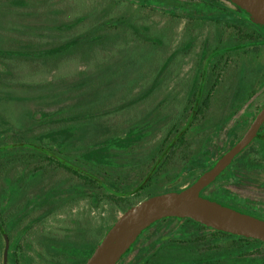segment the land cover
<instances>
[{"label":"trees","instance_id":"trees-1","mask_svg":"<svg viewBox=\"0 0 264 264\" xmlns=\"http://www.w3.org/2000/svg\"><path fill=\"white\" fill-rule=\"evenodd\" d=\"M120 1L152 10L161 9L175 18H189L204 25L209 24L214 31L223 30L222 39H225V27H232L237 32L226 38L225 42L230 43V48L226 50L228 53L209 66L208 76L205 73L200 77L191 76L181 101H172L171 108L163 114L125 117L115 125L101 130L96 128L97 134L89 129L97 119L123 112L141 100L154 96L159 88L162 89L163 79L167 77L163 69L173 65V61L178 59L175 56L184 55L181 53L182 45L165 58L163 67L157 66L156 77L149 80L148 86L142 85L147 76L143 80L138 78L131 83V87L141 92L125 101L126 96H130L125 91L122 103L115 104L112 109L42 111L37 119L33 114L41 128L32 137L14 130L10 123L0 125V250H5V237L9 238L7 258L4 250L1 253L2 264H84L118 218L119 212L123 213L152 195L182 190L193 183L242 137L264 105L257 111H246L225 130L243 103L250 101L258 87L264 88V66L252 60L253 57L257 58L256 54L264 46V28L252 22L235 4L231 3V7L223 0H115L116 3ZM195 6L203 8V11L207 9L204 12L207 14L193 13ZM229 8L238 10L256 28L212 18L217 17L216 14L221 17L223 11ZM133 18L106 14L87 30L65 39L59 45L29 51L0 49V58L31 57L46 63L63 60L83 51L94 62L101 48L105 49L114 42L115 49L121 50L138 37L140 28L149 29L148 25L141 26ZM117 28L125 30L123 33L110 31ZM192 43L193 39L183 51H189ZM207 44L208 41H204L202 50ZM207 50H210V46ZM216 50L213 48L212 52ZM236 53L249 55L240 66L227 104L232 109L238 108L228 117L219 119L223 123L220 129L212 130L203 119L220 81V73L216 70L221 62L223 66L227 65L228 58ZM254 78L256 83L252 84ZM206 130L210 131L203 135L197 149L191 150L189 141L194 133L200 134ZM6 133L12 135L13 141L4 140ZM261 135L262 138H256L234 158L215 182L202 191L203 196L264 219V202L241 191L246 186L257 184L256 173L264 171V152L260 151V147L264 146V125ZM148 136L158 137L157 141L149 148L141 149L142 144L137 140ZM177 154H180V160L172 166ZM17 164L22 166V173L11 176L9 172ZM49 164H56L71 173V181L54 180L51 185H44ZM82 200L95 205H108L111 223L104 228L101 237L94 236L91 228L84 226L79 227L73 235L46 237L41 244L46 251L42 254L44 263H37L28 251H20L21 237L32 228L33 221L17 227L37 206H47L36 218L40 220ZM12 234L15 240H10ZM28 247L31 248L30 245ZM118 264H264V241L210 228L190 218L168 217L146 229Z\"/></svg>","mask_w":264,"mask_h":264},{"label":"rangeland","instance_id":"rangeland-1","mask_svg":"<svg viewBox=\"0 0 264 264\" xmlns=\"http://www.w3.org/2000/svg\"><path fill=\"white\" fill-rule=\"evenodd\" d=\"M223 1L233 7L230 2ZM192 9L193 13L207 12V9L203 11V8L199 6ZM229 9L223 11L221 17L216 14L217 17L212 16V18L225 19L242 23L248 28H256L238 10ZM106 14L134 17V22L141 26L148 25L149 29L140 28L138 37L136 36L131 44L121 50L115 49L114 42L107 45L105 49L101 48L96 56L98 59L94 62L83 51L75 52L63 60H51L46 63L31 57L0 58V125L10 123L14 130H20L22 134L32 137L41 128L39 122L34 120L33 114H36L37 119L39 112L42 111L112 109L116 106L115 104L122 103L126 92L130 93V96H126L125 101L141 92L131 87V83L138 78L143 80L147 76L142 85L148 86L149 80L156 77L157 66L163 67L166 63L165 58L182 45L181 53L184 55L180 57L178 54L175 56L178 58L177 61L174 60L172 66L163 69L164 73L167 72L166 76L169 79L167 77L163 79L162 89L159 88L154 96L141 100L123 112L112 113L97 119L90 124L89 129L91 133L97 134L96 128L101 130L103 127L115 125L125 117L163 114L171 108L172 101L177 103L181 101L185 94L184 88L191 76L200 77L203 73L208 76L209 66H212L217 58L228 53L226 50L230 48V43L225 42L226 38L237 32L232 27H225V39H222L223 30L214 31L209 24L204 25L189 18H175L161 9L143 8L128 1L116 3L115 0H0V49L29 51L59 45L65 39L87 30L99 17ZM124 30L123 28L110 29L112 32L121 33ZM130 32L133 31L130 30ZM216 37L218 38L214 41ZM191 39H193L192 48L184 52V48L191 43ZM206 40L208 44L202 50ZM209 46L210 50H207ZM213 48L217 50L212 52ZM247 56L249 55L245 53L232 54L231 58H228L229 63L223 66L224 63L221 62L216 70L220 73V81L211 106L203 119L212 130L220 129L223 123L220 122L222 119H219L223 116L228 117L238 108L232 109L227 104L238 79L240 66L248 59ZM256 56L257 58L253 57L252 60L256 64H262L263 67L264 46ZM255 81L256 78L253 79L252 84H255ZM127 88L129 90H125ZM263 104L264 88L258 87L254 96L250 101L243 103L225 130L246 111H257ZM208 131L210 130L200 134L194 133L192 140L189 141L191 150L197 149L199 141ZM157 138L148 136L137 142L142 144L141 149H146L157 141ZM4 140L13 141V137L10 133H6ZM260 148V151L264 152V146ZM178 160H180V154L173 158L171 165H176ZM9 173L11 176L19 175L22 173V166L17 164ZM61 179L71 181L72 175L65 169L57 167L56 164H49L43 184L49 186L54 180ZM255 179L257 184L252 187L246 186L241 191L264 202V171H258ZM46 207L45 205L37 206L17 227L20 228L29 221H33L32 228L21 237L20 251H28L36 258L37 263H44L42 254L46 251L41 245L44 238L73 235L81 226L91 228L94 236L101 237L104 228L111 223L108 205H95L82 200L44 219H36ZM121 214L119 212L118 216ZM13 238L14 234L10 240ZM3 250H0V264H2Z\"/></svg>","mask_w":264,"mask_h":264},{"label":"water","instance_id":"water-1","mask_svg":"<svg viewBox=\"0 0 264 264\" xmlns=\"http://www.w3.org/2000/svg\"><path fill=\"white\" fill-rule=\"evenodd\" d=\"M229 1L244 11L252 22L264 28V0ZM263 124L264 105L242 137L193 183L182 190L145 198L119 215L84 264H118L146 229L168 217L190 218L210 228L264 241L263 218L202 195V191L219 178L237 155L255 138H262L259 131ZM5 238L4 256L7 258L9 238Z\"/></svg>","mask_w":264,"mask_h":264},{"label":"flooded vegetation","instance_id":"flooded-vegetation-1","mask_svg":"<svg viewBox=\"0 0 264 264\" xmlns=\"http://www.w3.org/2000/svg\"><path fill=\"white\" fill-rule=\"evenodd\" d=\"M230 3H232V2H230ZM257 113H258V112H257ZM252 120H253V119H252ZM263 125H264V124H263ZM263 125H262V127H261V129H260V131H259L260 134L263 133ZM255 139H256V138H255ZM255 139H254L253 141H255ZM253 141H252V142H253ZM122 263H125V262L123 261Z\"/></svg>","mask_w":264,"mask_h":264}]
</instances>
